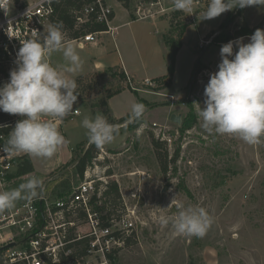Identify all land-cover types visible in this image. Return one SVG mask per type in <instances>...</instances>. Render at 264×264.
Here are the masks:
<instances>
[{
  "label": "rangeland",
  "instance_id": "1",
  "mask_svg": "<svg viewBox=\"0 0 264 264\" xmlns=\"http://www.w3.org/2000/svg\"><path fill=\"white\" fill-rule=\"evenodd\" d=\"M157 1L111 0L115 11L114 41L104 35L103 38L109 40L98 49L79 48L75 42H67L76 47L83 61L78 73L69 74L74 78L93 72L85 71L100 50L98 59L102 62L110 60L102 54L115 59L114 51L108 52L111 49H117L122 66L135 76L130 83L119 79L120 87L127 89L108 100L116 120L129 115L131 104L140 99L147 108L143 115L145 122L138 128H129V118L118 121L115 125L121 133L111 144L100 148L98 163L88 167L91 176L98 178L96 184L103 181L118 183L122 212H128L134 225L129 233L134 234L133 241L116 246L112 264H264V138L260 143L250 145L232 135H208L201 128L197 115V103L203 106L204 87L209 74L218 70L220 47L224 44L211 42V39L219 33L230 10L216 18L200 20L207 2H195L192 14L179 11L174 16L172 27L184 22L186 28L181 35L171 83L169 87L158 88L154 79L168 73L169 58L164 53L163 39L165 34H171L168 16L177 10H174L172 0H161L166 8L161 12ZM150 2L154 3L151 5ZM137 5L143 10L151 6L154 16L140 18L136 13ZM232 10L237 12V8ZM263 15L264 6H247L235 17L234 23L252 27ZM210 32L214 33L206 39ZM249 37H242L243 42H248ZM203 48L206 49L201 62L205 67L197 74L189 93L187 84ZM162 53L168 63L166 68L164 63L153 64L162 59ZM50 61L56 66L62 64L61 53H54ZM161 65L163 70H160ZM145 78L154 80L155 87L143 85ZM117 83V77L105 76L86 95L84 103L73 106L80 112L68 114L63 122L60 121L58 127L67 142L54 156H30L35 171L41 175H48L60 165L57 174L60 173L58 185L61 190L83 180L84 176L81 177L74 167L82 151V147L76 145L81 141L88 142L81 121L85 116H95L90 104L115 90ZM173 113L180 114V124L170 119ZM19 119L20 116L16 121ZM152 137L160 143L158 148L162 158L167 154V160H170L178 152L176 161L169 163L166 173L160 168ZM15 171L16 167H13L11 172ZM108 171L111 174L108 175ZM22 182L16 179L6 188H16ZM176 200H182L186 205L203 206L209 212L213 223L206 235L177 236L171 225L162 227L158 223L160 215L177 212Z\"/></svg>",
  "mask_w": 264,
  "mask_h": 264
},
{
  "label": "clouds",
  "instance_id": "2",
  "mask_svg": "<svg viewBox=\"0 0 264 264\" xmlns=\"http://www.w3.org/2000/svg\"><path fill=\"white\" fill-rule=\"evenodd\" d=\"M172 4L174 10L194 12L195 0H172ZM247 6H264V0H207L200 20ZM54 53H61L62 64L50 62ZM220 57L218 70L209 74L204 87L203 106L197 103L200 126L208 135H232L247 144H258L264 138V29L257 28L246 43L238 37L222 44ZM14 63L9 79L0 85V111L21 119L0 151L51 158L67 142L57 121L74 109L77 81L69 74L80 71L82 58L76 47L66 42L62 22H55L46 31L35 30L20 41ZM145 111L143 103L133 102L129 122L140 121ZM81 126L86 129L88 144L97 148L111 144L119 134L118 126L99 113L85 116ZM43 187L44 182L32 175L16 188H0V213L15 208L21 200L38 197ZM174 207L175 214L159 216L162 227L171 225L177 236L206 235L213 218L203 206L176 200Z\"/></svg>",
  "mask_w": 264,
  "mask_h": 264
},
{
  "label": "built area",
  "instance_id": "3",
  "mask_svg": "<svg viewBox=\"0 0 264 264\" xmlns=\"http://www.w3.org/2000/svg\"><path fill=\"white\" fill-rule=\"evenodd\" d=\"M110 1L83 0L82 6L73 10L75 28L79 29L82 23L88 21L91 24L104 23L107 29L80 31L72 39L64 32L66 42H75L79 48H83L87 44L97 43L102 33L114 34L111 26L114 8ZM53 2L54 0H0V67L10 72L16 67L14 60L20 41L30 37L35 30L46 31L54 13ZM150 3L152 5L154 2ZM136 13L140 18L153 15L149 8L143 10L139 5L136 6ZM8 79L9 75L1 77L5 82ZM155 83L148 78L142 81L143 85L149 87H155ZM79 112L74 109L69 115ZM15 123L16 119L9 125ZM6 140L7 135L0 130V145H4ZM23 155L0 151V188H6L16 179L26 180L27 174L16 176L11 172ZM10 174L13 176L8 178ZM83 176L79 183H71L67 190H61L58 185L60 176L57 172L50 173L41 178L44 182L41 195L21 200L15 208L0 213V249L3 250L4 263H56L61 254L69 253L67 246L70 243L87 239L86 254L78 257L76 263L112 264L115 248L122 243L116 238L115 232L129 235L134 225L128 212L119 218L111 216L108 224L104 225L96 206L100 204V196L107 182L96 184L98 178L91 176L89 168Z\"/></svg>",
  "mask_w": 264,
  "mask_h": 264
},
{
  "label": "trees",
  "instance_id": "4",
  "mask_svg": "<svg viewBox=\"0 0 264 264\" xmlns=\"http://www.w3.org/2000/svg\"><path fill=\"white\" fill-rule=\"evenodd\" d=\"M155 1V0H154ZM195 2H207V0H195ZM54 13L51 16V23L55 22H62L63 24V31L67 33L69 39L74 38L76 35L79 34L80 31H105L107 27L104 23H96L91 24L90 22L86 21L80 25L79 29L75 28V15L73 13V10L75 8H79L83 4V0H54ZM124 7L127 8L128 4L125 3ZM235 12L234 10H230L227 12L226 17L222 21L220 27H219V33H217L215 36L212 37L211 42L214 43H225L230 40H234L238 37H244V36H250L257 28L264 29V15L261 18V20L254 26L249 27L247 25L239 26L235 25L234 19L237 15H240L243 12V8H237ZM176 14H179V11H174L172 15L170 14L169 22L172 27V24H174V16ZM131 18H135L130 13ZM176 23V22H175ZM232 26V27H231ZM231 27V29H230ZM186 28V24L184 22L180 23L178 26L172 27L170 30V35L167 34L164 35V43L168 48V58H169V65H168V73H166L163 76L156 77L154 80H156L158 88H166L169 87L171 83V76L173 74L174 70V62L176 54L180 48L181 45V35ZM232 28H234L232 30ZM214 33V32H213ZM212 32L208 33L205 37L208 39V37H211L213 35ZM202 58V57H201ZM201 58L197 59L194 63V67L192 69L188 84H187V90L190 93L193 89V84L196 81L197 74L205 67V65L201 62ZM9 72L6 68L0 67V85L5 83V81L1 80V77L8 76ZM110 77L115 78L117 77L118 83L115 90L110 91L107 93V95L101 99H99L98 102H94L90 104V107L92 108L93 113L96 114H103L107 120L112 123L116 124L118 121H122L125 118H129V115H127L125 118H122L120 120H116L113 115L111 114V110L108 105V100L110 97L114 96L115 94L119 93L120 91L126 89L123 86L120 87L119 79L122 80H132L131 77L127 75V73L124 71V69L121 66H113V67H107L102 71H93L87 74H81L75 77L77 81V101L74 103H84L86 95L93 91L94 88L97 87V85L100 83L101 79L104 77ZM120 84V85H119ZM140 102L143 103V100L140 99ZM144 104V103H143ZM73 105V106H74ZM148 107V106H147ZM147 109V108H146ZM18 118V115L8 114L0 111V124H7V127H1L0 130L3 131L8 138V134L11 131L12 127H14V124L9 125L10 122H15V119ZM145 122L144 117L140 121L135 122H128L129 128H138ZM121 133L119 129V134ZM151 142L154 146V150L156 153V157L160 162V168L161 170L166 173L168 170L169 163H174L177 159L178 152L176 151L174 155L170 158V160H167V154H165L164 158H162L160 152H159V142L155 140L153 137L151 139ZM76 147H82V151L79 154V157L77 158L75 162V169L77 173L82 177L85 170L91 166L93 163H98L97 156L100 154V148H97L95 145H89L88 142H80L76 145ZM34 170L32 161L29 157V155L24 154L19 161L16 164V171L15 175H24L31 173ZM58 170V167L55 169ZM111 174L110 171H108V175ZM13 175H8V178L12 177ZM65 185V183H64ZM100 204L96 206V211L100 214V218L104 225L108 224V220L111 216H114L115 218H119L123 214V203L121 194L119 191V186L116 181H110L104 185V189L100 196ZM119 211V212H118ZM134 234L124 235L120 232H115V236L119 241H122L124 244H129L134 239ZM88 246V240L82 239V240H75L72 243H70L67 248L69 249V253L61 254L60 260L56 263L52 264H77L76 260L80 256H84L86 254V249ZM2 249H0V264H6L3 262L2 258Z\"/></svg>",
  "mask_w": 264,
  "mask_h": 264
},
{
  "label": "crops",
  "instance_id": "5",
  "mask_svg": "<svg viewBox=\"0 0 264 264\" xmlns=\"http://www.w3.org/2000/svg\"><path fill=\"white\" fill-rule=\"evenodd\" d=\"M157 3L160 5V7L162 8V10H161V12H164L165 10H166V8L165 7H163V5H162V3H161V0H158L157 1ZM147 8H149V9H151V6H148ZM126 10H127V8H126ZM128 11V10H127ZM156 15V14H155ZM152 16H154V13H153V15ZM165 19V18H164ZM114 20H115V11H114V14H113V16H112V19H111V26L114 28V34L116 35V26H114V25H112V23L114 22ZM166 20V19H165ZM114 34H109V33H102V34H100V36H99V40H98V42L97 43H90V44H87L86 46H88V47H90V48H94V49H98L99 47H101L103 44H105L106 43V41H108L109 39L111 40V41H114ZM104 35H107L108 37H109V39H104L103 37H104ZM165 45V44H164ZM84 48V47H83ZM165 48H166V50H165V54H168V48H167V46L165 45ZM111 51H114V53H115V55L117 56L115 59H113V58H110L109 56H107V55H105V54H102L101 56H103L104 58H109L110 60L109 61H106V62H102L100 59H98L99 58V56H100V54H101V50H100V52L99 53H97L98 54V57H93L92 58V61L90 62V64H89V67L86 69V71L85 72H90V71H102V70H104L105 68H107V67H113V66H121L123 69H124V71L127 73V75L129 76V77H131L132 78V80H135L134 78H135V76H133V75H131V73H129L123 66H122V59H121V57L120 56H118L117 55V49H111V50H109L108 52H111ZM164 53H162V59H160V60H157L156 62H154L153 64H156L157 62H160V63H164V65H165V68H166V66H167V61L165 60V57H164ZM51 63L54 65V66H56L52 61H51ZM164 68H163V66L161 65V68H160V70H163ZM83 73V72H82ZM165 74V73H164ZM127 89V88H126ZM125 90V89H124ZM121 92V91H120ZM119 92V93H120ZM118 94V93H117ZM116 95V94H115ZM169 95H171V94H169ZM113 97V96H112ZM111 98V97H110ZM109 98V99H110ZM75 109V108H74ZM73 109V110H74ZM45 119H48V117H45ZM62 122H63V120H62ZM57 123H58V125H60V120H58L57 121ZM81 142H83V141H81ZM87 143V142H86ZM30 157V156H29ZM31 159V158H30ZM32 161V160H31ZM32 165H33V163H32ZM60 165H58L57 167H59ZM56 167V168H57ZM34 168V167H33ZM55 168V169H56ZM53 170V171H51L50 173H53V172H57V170ZM49 173V174H50ZM29 177L30 176H32V175H35V176H37L38 178H43V177H45L46 176V174L45 175H41V174H38L36 171H35V168H34V170L31 172V173H28L27 174ZM40 175V176H39ZM58 175H60V173L58 172Z\"/></svg>",
  "mask_w": 264,
  "mask_h": 264
},
{
  "label": "water",
  "instance_id": "6",
  "mask_svg": "<svg viewBox=\"0 0 264 264\" xmlns=\"http://www.w3.org/2000/svg\"><path fill=\"white\" fill-rule=\"evenodd\" d=\"M205 49H206V48H203L202 51L199 53L198 59L202 57V55H203ZM170 119H171L172 121L176 122L177 124H180V122H181V116H180V114H174V113H173V114H171ZM8 246H9V245H8ZM8 246H6V247H8Z\"/></svg>",
  "mask_w": 264,
  "mask_h": 264
}]
</instances>
